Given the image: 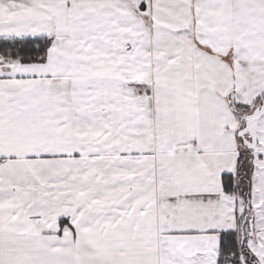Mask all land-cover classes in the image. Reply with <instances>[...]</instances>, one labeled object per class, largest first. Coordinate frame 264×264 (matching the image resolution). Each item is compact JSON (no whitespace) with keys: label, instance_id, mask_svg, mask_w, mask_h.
<instances>
[{"label":"snow or ice","instance_id":"1","mask_svg":"<svg viewBox=\"0 0 264 264\" xmlns=\"http://www.w3.org/2000/svg\"><path fill=\"white\" fill-rule=\"evenodd\" d=\"M0 264H264V0H0Z\"/></svg>","mask_w":264,"mask_h":264}]
</instances>
